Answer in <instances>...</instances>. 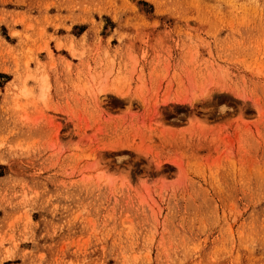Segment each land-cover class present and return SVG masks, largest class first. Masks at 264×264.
<instances>
[{
	"label": "rangeland",
	"instance_id": "obj_1",
	"mask_svg": "<svg viewBox=\"0 0 264 264\" xmlns=\"http://www.w3.org/2000/svg\"><path fill=\"white\" fill-rule=\"evenodd\" d=\"M0 264H264V0H0Z\"/></svg>",
	"mask_w": 264,
	"mask_h": 264
}]
</instances>
